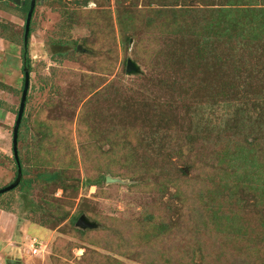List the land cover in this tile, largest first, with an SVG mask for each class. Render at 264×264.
I'll return each mask as SVG.
<instances>
[{"label":"rangeland","instance_id":"1","mask_svg":"<svg viewBox=\"0 0 264 264\" xmlns=\"http://www.w3.org/2000/svg\"><path fill=\"white\" fill-rule=\"evenodd\" d=\"M26 2L0 0V189L16 177ZM190 45L196 49L187 53ZM170 50L191 61L184 75L203 89L204 126H195V106L176 104L155 126L172 137L157 154L146 145L157 123L150 110L122 113L108 95L93 101L112 86L144 95L161 73L155 57ZM26 56L29 91L17 140L25 178L64 170L78 189L71 195L34 182L0 195V264H82L90 251L123 264H264V199L253 200L264 198V0L217 15L152 8L147 0H36ZM128 59L136 73H126ZM128 151L143 162L142 180L123 168ZM98 176L105 177L99 187L85 186ZM42 198L48 203L39 208ZM62 211L58 227L39 226ZM151 215L177 223L154 247L147 245ZM81 217L94 227H77ZM32 239L43 246L39 254L29 251Z\"/></svg>","mask_w":264,"mask_h":264},{"label":"trees","instance_id":"2","mask_svg":"<svg viewBox=\"0 0 264 264\" xmlns=\"http://www.w3.org/2000/svg\"><path fill=\"white\" fill-rule=\"evenodd\" d=\"M69 13V12H68ZM158 13V12H156ZM29 39H30V34H29ZM28 39V42H29ZM198 48V47H197ZM193 49H196V47L190 45L187 47L186 51L187 53L193 51ZM173 50L169 51V54H163V52L161 53L162 58H160V56L155 57V61L157 63L158 69L161 70V73L159 74V76L157 78H155L154 81L151 82V78L149 77H144L145 80H147L149 83L151 82V86L152 89L157 91L156 93L158 94V96H156L154 94V92L152 91V89L150 88V90H147L145 92L144 95H140L139 93H137L136 91L133 90H126V91H121L120 89H114V87H110V91L108 89L104 90V91H98L95 94V100L93 101V103L98 102L102 97H104L105 95L109 96V100L110 102L113 104L117 105V109L122 112V113H138L141 112L143 110H150L151 113H153L154 117L152 119L155 120V122L152 124V128H148V131L150 129V132L148 133V136H152V140L154 141L152 144V146L147 145V147H149L150 150H155L157 154H161L163 152V150L165 149V145L167 147V145L170 143L171 138H168L166 141L167 137H162L161 134H163V132L161 131V128L155 127V126H161V124L165 123L167 121L166 118H164V116L169 113V111H174V108L176 106V104L180 103V104H188V107L191 109L193 106L194 107V111H193V119L195 120V126L197 127V129L199 130V128H201L202 123L200 120V115H199V111H201L199 109V107L201 105H199V103H201L202 101V96H198L199 91H202L203 89L201 88V86L198 84V81L195 79H187V77H185V73H187V71L189 70V67L191 65V61H189L188 58H173L170 57L171 53H173ZM186 54V53H183ZM23 55H24V51H23ZM27 57V56H26ZM25 57V65L28 67L29 69V74L31 71V68L29 66V59H27ZM24 60V59H23ZM226 63V61H225ZM226 65V64H223ZM222 66V63H221ZM24 67V64H23ZM158 70V71H159ZM180 70V71H179ZM183 70V71H181ZM156 82V83H154ZM203 86V85H202ZM29 91V90H28ZM27 97H28V93H27ZM249 101L244 100L242 101L243 104H247ZM26 103H27V98H26ZM25 103V106H26ZM163 105H167L168 108L166 110H164L162 113H160V116H155L156 112L158 110V108L160 106ZM120 107V108H119ZM199 109V110H198ZM25 113V110H24ZM17 115V114H16ZM24 117V114H23ZM151 119V122H152ZM23 120V118H22ZM158 120V121H157ZM22 122V121H21ZM153 123V122H152ZM20 128V127H19ZM92 135L98 136L99 134L96 132V130L91 131ZM177 135V134H176ZM170 136V135H169ZM168 136V137H169ZM111 138V137H110ZM112 139V138H111ZM179 142H175L174 144H178ZM112 144V142L110 143ZM253 145V144H252ZM41 146V145H40ZM111 146V151H113L114 149V145H110ZM181 148L184 149V147L180 146L178 148V152L180 151V153H182V155H180L179 159H182L184 157V150H182ZM127 150V149H125ZM129 152V151H128ZM243 153V152H242ZM244 154H247V151L244 148ZM262 157H264V150L262 151L261 154ZM260 156V158H261ZM19 157V155H18ZM161 158V157H160ZM20 162V166H21V170H22V177L21 181L19 183V187L22 188V190L25 188H29L34 182L44 185V186H49V185H56L59 186L60 188L64 189V190H69V192L71 193V195H73L76 190L78 189V186L73 182L72 185L68 186L67 184V172H65L64 170H56L53 172H42V173H36V180L33 181L32 179H26L25 176H27L29 174L28 168H22L21 165V161L19 159ZM15 163V160H14ZM143 164V162L135 155H133L132 153L129 152V155L125 156L123 158V168L126 170V172H129L132 176L133 175H138V179L137 180H142L141 178V173L138 172V169L140 168V166ZM16 166V163H15ZM164 168V165L163 167ZM16 173H17V166H16ZM179 174L181 175H185L186 173L183 170H179ZM16 176V174H15ZM105 181V177L102 176H98L97 178H89L84 180V184L86 187H90V186H96L99 187V185L101 184V182ZM180 183V181L182 182V179H180L179 176H176L175 179H173V183L174 186L178 192V194H180L181 196L184 197V195H182L181 193V189L180 186L178 184V187L176 186L175 182ZM17 186V187H18ZM16 187V188H17ZM148 187V186H146ZM15 188V189H16ZM150 188L153 191H157V189L154 186H150ZM13 189V190H15ZM258 189V188H256ZM25 191V190H23ZM255 195V194H254ZM259 196V198L257 199L256 196L253 198L254 200V205L259 206L261 204H263V196L257 194ZM241 202H244V200H241ZM44 203H48L46 199H41L40 202L38 203L39 205H37L39 208L43 207ZM63 213H58L56 215H48L47 218H45L43 221H40L39 226L44 227V226H49L50 229L56 228L59 226V224L66 219V216L64 214V211H62ZM168 218L161 216L160 220H157V218L154 215H151L150 217L147 218L146 220V224H148L149 226V231H150V239L147 242V245L154 247L156 242V239H158V237L160 236V234L166 233V232H171L173 231L177 226V223L174 221H167ZM76 218H73V220L70 221V226L74 227V222H75ZM127 256L129 257V253H127ZM98 254L96 252H87L85 255H83V257L80 260V263L82 264H123L121 261L110 257V256H105L104 258H102L101 260H97ZM169 264H171L170 260H168ZM244 263V262H241ZM149 264H153V263H149Z\"/></svg>","mask_w":264,"mask_h":264},{"label":"water","instance_id":"3","mask_svg":"<svg viewBox=\"0 0 264 264\" xmlns=\"http://www.w3.org/2000/svg\"><path fill=\"white\" fill-rule=\"evenodd\" d=\"M34 9H35V0H30V7L26 14L25 23H24V34H23V51H24L23 87H22L21 98H20L19 107L17 110L16 119H15L14 126H13V131H12V153H13V159L15 160V163L17 166V173H16L15 180L10 185L0 189V195L5 194L15 189L19 185L21 178H22V170H21L19 157H18V150H17V140H18L19 127L21 125V121L23 118L24 110H25L27 93L29 90V69L25 65V57L27 55V50H28L30 25H31V20H32V16L34 13ZM137 71H138V68L136 67V65L131 60L128 59L126 62V73L128 74L136 73ZM76 226L80 228H93L94 227V225L84 221L82 217L77 220Z\"/></svg>","mask_w":264,"mask_h":264},{"label":"crops","instance_id":"4","mask_svg":"<svg viewBox=\"0 0 264 264\" xmlns=\"http://www.w3.org/2000/svg\"><path fill=\"white\" fill-rule=\"evenodd\" d=\"M256 1L263 0H147L152 8L185 10H200L203 15L221 14L223 10L249 7Z\"/></svg>","mask_w":264,"mask_h":264},{"label":"built area","instance_id":"5","mask_svg":"<svg viewBox=\"0 0 264 264\" xmlns=\"http://www.w3.org/2000/svg\"><path fill=\"white\" fill-rule=\"evenodd\" d=\"M28 247L32 255H36V254H39L38 252H40L43 246L41 245V242L38 241L37 239H32Z\"/></svg>","mask_w":264,"mask_h":264},{"label":"flooded vegetation","instance_id":"6","mask_svg":"<svg viewBox=\"0 0 264 264\" xmlns=\"http://www.w3.org/2000/svg\"><path fill=\"white\" fill-rule=\"evenodd\" d=\"M3 2H6V1H8V2H12L13 4H20V5H22V6H24L25 5V0H2ZM27 4V12H28V10H29V7H30V0H27V2H26ZM35 6H36V0H35ZM27 12H26V14H27Z\"/></svg>","mask_w":264,"mask_h":264}]
</instances>
